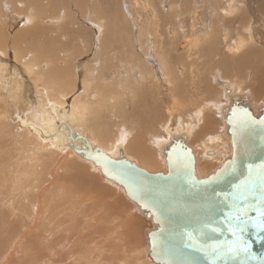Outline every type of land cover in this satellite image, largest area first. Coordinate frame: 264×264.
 <instances>
[{
	"label": "rangeland",
	"instance_id": "374dc122",
	"mask_svg": "<svg viewBox=\"0 0 264 264\" xmlns=\"http://www.w3.org/2000/svg\"><path fill=\"white\" fill-rule=\"evenodd\" d=\"M28 1L31 0H14L13 6H10L9 0H0V10L3 13L5 11V14L1 13V15H4L3 18L6 17L4 22L9 24L12 22V25L15 26V23L26 17L27 11L30 13L34 12L37 8L36 5L30 7L28 4V8L26 5ZM96 1H94V4L95 2L96 4L100 3L99 7L95 5L96 9H102L97 14L112 10L110 13L116 18L114 16L111 17L113 23H109V28L105 32L102 28L100 29L101 31H96V29L100 28L98 23L94 24L97 15L93 16L89 12L91 10L89 4L85 5L87 7L85 10L88 7L89 10L84 11L85 16H82L80 4L74 0H63V4H66V7L64 6L66 9H64L63 5L58 4L56 0L52 1L53 6L50 9L57 12L54 11L56 17L54 15V18L48 14L47 19H44V21L49 20L50 23H56L55 25L53 23L55 27L61 24L65 27L63 32L61 31L57 37H55V32L50 30L51 34L48 37L50 36L49 38L53 40V45L50 48H47V36H42L41 33L42 29L49 25L46 21L43 23H46V25H43L42 29L34 32L30 31L29 34L24 35L19 40L17 47L21 46V50H19L21 52L18 57L24 59V62H27L33 68H30V73L28 74L20 66L16 68L10 65L12 63L10 59L14 57L13 49L17 50V47L11 46L13 42L12 34H5L3 30L1 38L6 52L0 51L4 56L3 58L0 57V83L2 82V85L0 84V264H118V262L119 264H158L150 259L145 238L146 229L148 230L154 226L124 196L120 187L107 182V179L104 178L98 169H94L92 163L78 157L69 148L55 149L57 150L56 154L51 153V150L47 149L38 150L36 147L37 142L30 137L25 129H21L23 127H20V123L15 117L16 115L19 116L18 114H21L20 116L22 114L25 115V118L27 117V119L34 121V124L39 127L41 122L44 121L45 127L49 129L48 122L56 119L55 113L52 112L53 101L56 98L63 97L62 92L59 90L60 85L65 91H67L69 83L74 86L73 93L67 96L68 99L64 97V100L66 99L68 102L65 100L64 106L61 107L68 106V109L73 96L83 92L84 82H88L89 79L96 76L95 83L97 87L95 88V84H93L91 89H100L98 90L99 92L102 90L105 93V97H98L97 99L95 109L97 116L95 114L94 118L89 116L88 121L83 117V120L75 121L74 126L82 129L91 140L94 139L97 143L105 145L104 147H108L111 150L113 149V141L117 142L122 136V143L128 145V148L133 152L135 147H139L146 152L155 154L157 164L154 165L153 163L150 167L157 170H162L164 167L162 159L158 156L157 141L165 137L168 131H184L186 128L185 124H183L185 123L184 118L187 119V122H191L189 126L190 136L187 143L191 142L189 145L192 144L195 156H197V159L199 158V161H197L200 164L197 165V168H200L201 173L206 172L205 174H207L220 166L225 159H223L222 153L211 158L204 157L197 146L200 140L206 141L209 136L220 134L221 128L225 127V122L220 117V108L227 102L224 97L223 86L221 87L223 82H228L229 85L230 83L235 84L239 88H241L240 85L244 87V84H248L247 87L239 90V94L247 93L253 106L258 103L264 104L263 93L256 89L257 86L258 88L260 87L259 83L264 79V74L259 72L261 74L257 75L255 82L253 77H251L253 74L249 73L250 70L247 69L249 72L246 70L248 66H244L241 62H239L241 66L239 64L236 66L238 61L236 64L232 62L235 60H231V62L229 60L223 63L224 65L215 62L206 65L205 59H203L206 57L204 53L206 49L203 46L206 45L202 44L201 49L197 48L201 56L199 60L195 58V54L186 52V47L179 45L181 39L177 38L176 35L181 33L180 30L184 26V23L180 20V15H176V13L171 15L168 13L164 14V16L161 13L157 14L158 10L163 11V13L169 11L168 5L173 0H152L153 6L156 7L154 8L156 13L154 19L156 23L154 24L147 20V9L141 8L142 5L135 0H113L115 6L108 5L109 7L111 6V10L108 7L106 8L108 10L104 9L105 5L102 4V1L106 0ZM184 1L187 0H176V4L181 6ZM121 4L123 5L121 6ZM16 5L21 10L25 9L23 10L24 13L20 12ZM199 5L198 11L201 12L203 10L202 12H205L206 16L209 17L210 13L208 12H210L212 6L208 2H200ZM57 9H61V11ZM6 10L9 13L6 14ZM10 13L11 17H9ZM58 14L59 16L62 14V17L66 14V19L60 18L59 21ZM258 14L259 22L263 23L264 9L263 12ZM9 18H14V20ZM162 19H165V21ZM97 21L100 23L106 22L103 18H97ZM171 26L176 29L179 27L176 30L175 38L168 34V31L172 30ZM82 28L85 29V33L82 32ZM11 29L12 31L14 30L10 25V32ZM24 30L29 29L25 28ZM67 30H69L70 34ZM154 31L157 32L154 33ZM160 31V38L162 39L163 37V39L158 41V32L160 33ZM262 33V36H258L260 40L264 41V32L262 31ZM60 36L61 38H59ZM102 39L104 40V49L101 51L98 45ZM44 41L46 42L44 43ZM35 44H38L37 48L34 47L37 51L40 50L48 55L51 54L50 59L58 58L60 60L62 57H67L63 65L55 63L49 67V69H54L62 79L66 77L67 82L65 84L53 78L51 74L41 76L43 72H39L40 66L37 69L36 66L38 61H42V59H30V56H33L31 48ZM157 44H160L158 51L154 46ZM68 52H72V59H68ZM104 52H106L105 58L102 56ZM156 52L165 53L163 55L166 57V67L172 76L171 78L169 77L171 85L166 80L165 82L161 81V78L151 82L144 80L142 77V71L151 67L156 69L153 59V54ZM29 53L31 54L29 55ZM64 53L66 54L64 55ZM258 58H261V64L257 60L255 61V66L251 65L255 70L263 69L262 66L264 65V57L259 56ZM4 59L9 61H3ZM168 59L171 61H168ZM189 62L193 63L192 73H196L195 77H191L192 73L185 67ZM67 65H69L68 69H66ZM242 66L244 67L242 68ZM179 67H182V70L186 68V70L184 69L185 72ZM60 68H63V70L61 71ZM220 70L226 71L225 75H221ZM243 70H246L247 73L244 71L241 76L242 79H240V76H237L236 79L235 75L239 71L243 72ZM180 73L184 74L185 78ZM228 74L231 76H227ZM87 75H89L88 78ZM189 78H193V80L191 81ZM221 79L224 80L222 81ZM193 81L195 82L192 83ZM184 84L187 85L185 86ZM43 87L51 89L50 95L45 94L46 91ZM156 88L160 89L157 100L161 102V109L162 105L167 103L171 97L172 91L178 90L179 94H182H180L183 100L182 104H185L181 111L178 110L175 113L176 117L174 116V119L170 116L168 118L165 116L163 119L162 114H156L151 108ZM197 88L198 91L200 89L199 93ZM84 95L86 94L84 93ZM118 96L120 97L116 101ZM197 96L200 97L198 98ZM87 97L92 103L95 94L93 97ZM163 98L166 99L163 100ZM202 98L205 99L203 100ZM187 100H194L195 105ZM190 109L195 111L191 112L189 111ZM211 111L216 112V115L214 113L213 115L217 121L212 122L208 119V130L205 127V129L201 128L203 125L201 123H204L206 119H202L204 113ZM185 113L186 115H183ZM197 114L200 115V124L196 118ZM93 119L98 120L99 125H95L90 121ZM180 119L181 121H179ZM70 121L72 122V119ZM26 127L28 128V126ZM191 130H194V132H191ZM219 136L221 137L222 135ZM195 141L198 143L196 144ZM219 143V141H216L213 144L219 147ZM60 149L63 151L60 152ZM35 155H39L38 159H36V172L38 173L32 170L35 168L34 162L29 163V166L25 165L28 164L29 159L33 160ZM130 155L136 161L140 160L139 156L131 153ZM204 160L209 162L211 166H204ZM26 170H29V173H25ZM205 174L200 175L204 176Z\"/></svg>",
	"mask_w": 264,
	"mask_h": 264
},
{
	"label": "bare ground",
	"instance_id": "6f19581e",
	"mask_svg": "<svg viewBox=\"0 0 264 264\" xmlns=\"http://www.w3.org/2000/svg\"><path fill=\"white\" fill-rule=\"evenodd\" d=\"M13 1L14 0H9V5L10 6H13ZM22 1V0H21ZM53 0H31V1H28V3H26V5L28 6L29 8V5L30 7H32L33 5H36V9L34 10V12H29L27 11V15L26 13V17L24 18L22 15V17L24 19H20L17 23H15V26L12 25V22L9 23H5L4 19L6 18H3L4 15H1V10H0V51H3V52H6V49L3 45V42H2V34H3V30H4V33L5 34H12V47L16 48L17 47V44L19 43V40L24 36V35H27L31 32H34L36 30H40L43 28V25H46L43 24L45 21L47 22V26H45L44 29H42L41 33H42V36H47L48 38V41H44V43L46 42L47 45V48L49 47H52L53 45V40L50 39L48 37L49 34H51V31H54L55 32V37H57L61 31L63 32L64 30V25L61 24L60 26L58 25L57 27L53 26V23H50L49 20H45L44 19H47L46 17L48 16H52L54 17V11L53 9H50L52 6H53V3H52ZM66 1V0H65ZM76 3L80 4V7H81V15L83 16L84 15V11L86 10H89V7L88 9L85 10V8H87L85 5L86 4H89L90 5V8L91 10L89 11L93 16H96V21H97V18H103L104 20H106V22L104 21L103 23H100L99 21H94V24L95 23H98L99 25V29H96L97 30H100L102 28V30L105 32L108 28H109V23H113L112 21V18L114 15H111L110 12H112L111 10V6L109 7L108 5H113L115 6V4L113 3V0L111 1H102L101 3L103 5H105L104 9L105 10H108L106 9L107 7L111 10L110 12L106 11L104 13V11L102 12L103 14H97L100 10H102L101 8H97L96 7H99L100 6V3L98 2L96 4V0H74ZM94 1L95 4H94ZM137 1L139 4L142 5L141 8H146L147 9V20L154 24L156 23L154 21L155 17H156V13H155V9L156 7L153 6L152 4V0H135ZM8 2V1H7ZM19 2V1H18ZM56 2L58 4H60L61 6L63 5V7L65 6L66 7V4L64 5L63 3V0H56ZM162 2V1H161ZM200 2H208V4H210L212 7L210 9V13L209 14V17L206 16V13L205 12H202L203 8L201 9L202 11L199 12L198 9L200 7ZM17 3V2H16ZM119 3V2H118ZM29 4V5H28ZM160 4V2H159ZM69 5V4H67ZM95 5H97L95 7ZM118 5V4H117ZM123 4H121L122 6ZM136 5V4H135ZM17 6V5H16ZM120 6V5H119ZM120 6V7H121ZM15 7V6H14ZM18 7V6H17ZM23 7V6H21ZM64 7V9H66ZM103 7V6H102ZM164 7V6H163ZM167 7V6H166ZM169 11H165V13H163V11L161 10H158L157 14L161 13L162 16H164V14H168L171 15L172 13H176V15H180V20L181 22L184 23V26L183 28L180 30L181 31V35L177 34L176 35V30L179 29V27L176 29L174 26H171L172 27V30L174 32V35H173V32L171 31H168V34L171 36V37H174L175 38V35L177 38H180L181 39V42L179 43V45L181 47H186L185 50L186 52H190V53H193L195 54V58L196 59H201V56L199 55V49H201V46L202 44L203 45H206V46H203L204 49H206L204 51L206 57L203 58L205 59V63L206 65L207 64H213L214 62L215 63H220L223 64L225 62H228L230 60H235V61H232V62H235L236 66L239 64V62H241L244 66H248V68H246V70H250L249 73H252L253 76V80L255 81L256 80V77L257 75L259 74H264V65L262 66L263 69L259 68L258 70L254 69V67H251L252 66H255V61L259 60V64H261V58H258L259 56L261 57H264V41L263 40H260L259 36L258 35H263L262 31L264 32V22L261 23L259 22V14L260 12H263V9H264V1L263 0H187V1H184L183 4L180 5H177L176 4V0H173L169 5ZM10 8V7H9ZM8 8V9H9ZM16 8V7H15ZM61 8V7H60ZM78 8V7H77ZM118 8V7H117ZM206 8V7H205ZM204 8V9H205ZM13 9V8H12ZM17 9V8H16ZM19 11L20 12H23V10H21L19 7H18ZM17 9V10H18ZM56 9V7H55ZM72 9V8H71ZM80 9V8H79ZM103 9V10H104ZM11 10V9H10ZM29 10V9H28ZM32 10V9H31ZM57 10H60L61 9H57ZM74 10V9H73ZM114 10V9H113ZM165 10V9H164ZM206 10V9H205ZM7 11V10H6ZM12 11V10H11ZM144 11V10H143ZM56 12V11H55ZM67 12V11H66ZM145 12V11H144ZM207 12V11H206ZM9 13L8 11L6 12V14ZM57 13V12H56ZM87 13V12H85ZM5 14V11L4 13ZM60 14V13H59ZM59 14L57 16H59ZM15 15V14H14ZM208 15V14H207ZM7 16V15H6ZM20 16V15H18ZM64 17H62V14L61 16H59V21H60V18L62 19H66V14L63 15ZM85 16V15H84ZM101 16V17H100ZM8 17V16H7ZM11 17V13H10V16ZM56 17V15H55ZM54 17V18H55ZM121 17V16H120ZM15 18V17H14ZM14 18H11L14 20ZM17 18V17H16ZM21 18V17H20ZM49 18V17H48ZM58 18V17H57ZM89 18V17H88ZM115 18V16H114ZM124 18V17H123ZM142 18V17H141ZM8 19V18H7ZM10 19V18H9ZM10 19V20H11ZM116 19V18H115ZM125 19V18H124ZM68 20V19H67ZM95 20V19H93ZM138 20V19H137ZM163 21H165V19H162ZM192 20V21H191ZM262 20V19H261ZM17 21V20H15ZM52 21V20H51ZM89 21H92V20H89ZM102 21V20H101ZM126 21V20H125ZM191 21V22H190ZM264 21V19H263ZM58 22V21H57ZM66 22V21H65ZM52 24V25H50ZM56 23H54L55 25ZM59 24V23H58ZM93 24V23H92ZM93 24V25H94ZM150 24V25H152ZM158 24V23H157ZM10 25L14 28V30L12 31L11 29V32H10ZM67 25V24H66ZM115 25V24H114ZM117 26V25H116ZM138 26V25H137ZM118 27V26H117ZM144 27V26H143ZM186 27V28H185ZM25 28H28L29 30H24ZM155 28V27H154ZM158 29V27H157ZM160 29V28H159ZM83 33H85V29H81ZM68 33H69V30H67ZM101 31V30H100ZM102 31V32H103ZM143 31V30H142ZM179 31V30H178ZM177 31V32H178ZM91 32V31H90ZM99 32V31H98ZM157 32V31H156ZM154 31V33H156ZM40 33V34H41ZM67 33V34H68ZM87 33V32H86ZM95 33V32H94ZM128 33V32H127ZM164 33V32H163ZM66 34V35H67ZM70 34V33H69ZM126 34V33H125ZM161 34V31L160 33L158 32V35ZM166 35V33H164ZM163 34V35H164ZM127 35V34H126ZM157 35V34H155ZM164 35V36H165ZM84 36V35H83ZM105 36H106V33L104 34V39H105ZM184 36V37H183ZM162 37V36H161ZM264 37V36H263ZM262 37V38H263ZM41 38V36H40ZM61 38V36L59 37ZM167 38V36H166ZM77 39V38H76ZM96 39V38H95ZM93 39V40H95ZM158 39V38H157ZM163 39V37H162ZM160 38V35H159V40H162ZM264 39V38H263ZM43 40H45V38H43ZM42 43V42H41ZM60 43V42H59ZM160 43V42H159ZM162 43V42H161ZM39 44V43H38ZM38 44L36 45H32V48L31 50H33V56H30V59L31 60H34L35 58H38L39 60L42 59V61H38V65L36 66V69L37 67L40 66V69H39V72H43L41 73V76H44L45 74H51V76L55 79H57L58 81L60 80V82L62 84H65L67 82V79L66 77H63V79L61 78V76H58V74L56 73V71L54 69H49V67L53 66L55 63H60V65H63V62L66 60L65 58L67 57H62L60 60L58 58H55V59H50L49 57L51 56V54H47V53H44V51H37L36 48L38 47ZM156 48H157V51L160 49V44H157V45H154ZM36 47V48H34ZM54 48V47H53ZM62 48V47H61ZM98 48L99 50H103L104 49V40L102 39L98 45ZM17 50L13 49L14 52L13 55L14 57L12 59H10V61H12V63H10L11 66H15L16 68L17 67H21L25 73H30V65H28L27 62H24L25 60L22 59V58H19V53L21 51V46H18L16 48ZM42 49V47H41ZM44 50V49H43ZM47 50V49H46ZM45 50V51H46ZM98 50V49H97ZM69 54V58L68 59H72V52H68ZM108 53V52H107ZM111 53V52H110ZM170 53V52H169ZM7 54V53H6ZM31 53H29L30 55ZM66 53H64L65 55ZM104 55H102L104 58H105V54L106 52L103 53ZM165 55V53H163ZM162 53H155L153 54V59H154V63H155V67L156 69H153L152 67L147 69V70H144L142 71V77L144 78V80H149L151 82H154L156 80H158L159 78H161L162 80L161 81H164L166 80V82H168L169 85H171V81L169 80V77L171 78L172 76L169 74V71L166 67V63H165V56L163 55ZM169 55V54H168ZM0 57L3 58L4 56L0 53ZM28 57V55H27ZM170 57V56H169ZM189 57V56H188ZM149 59V58H148ZM188 60V58H186ZM102 60V58H101ZM104 60V59H103ZM144 60V59H143ZM174 60V59H173ZM3 61H6V59H4ZM9 61V60H7ZM6 61V62H7ZM168 61H171L170 59H168ZM203 61V60H202ZM264 61V59H263ZM5 62V63H6ZM91 62V61H90ZM175 62V61H174ZM31 63V61H30ZM241 63L239 64L241 66ZM257 63V64H258ZM178 64V63H177ZM204 64V62H203ZM202 64V65H203ZM255 64V65H254ZM192 65L193 63H188L187 65H185V67H187L190 72L192 73ZM218 64V66H220ZM224 65V64H223ZM6 66V65H5ZM172 66V65H171ZM217 66V65H216ZM242 66V68L244 67ZM260 66V65H259ZM33 67V65H32ZM69 65H67V68L68 69ZM176 67V66H175ZM211 67V66H210ZM227 67V65H226ZM239 67V66H238ZM35 68V67H34ZM180 69L182 67H179ZM250 68V69H249ZM33 69V68H31ZM91 69V68H90ZM93 69V68H92ZM186 70V68H184ZM184 69L182 71H184ZM206 69V68H205ZM224 69V68H223ZM51 70V71H50ZM60 70L62 71L63 68H60ZM173 70V69H172ZM174 70H177V69H174ZM204 70V69H203ZM209 70V68H208ZM212 70V69H211ZM210 70V71H211ZM227 70V69H225ZM232 70V69H230ZM238 70V69H237ZM246 70H243V72H240L235 75V78L237 76H242V74L244 73V71L247 73ZM88 71V70H87ZM19 72V71H18ZM49 72V73H48ZM178 72V71H177ZM185 72V71H184ZM189 72V73H190ZM206 72V71H205ZM229 72V71H228ZM261 72V73H259ZM24 73V74H25ZM89 73V72H87ZM86 73V74H87ZM176 73V71H175ZM179 73V72H178ZM190 73V74H191ZM226 71L224 70H220V74L221 75H225ZM232 73V72H231ZM17 75H19L18 73H16ZM172 75H174L172 72H171ZM181 74V73H180ZM202 74V73H201ZM219 74V76H220ZM236 74V72H235ZM256 74V75H254ZM198 75V74H197ZM217 75V74H215ZM245 75V74H244ZM248 75V74H246ZM250 75V74H249ZM89 75H87V78H88ZM181 76L184 77V74ZM196 76V73H192L191 74V77H195ZM201 76V75H200ZM210 77V75H208ZM227 76H231L230 74H228ZM46 77V76H45ZM178 77V76H177ZM239 77V78H240ZM245 77V76H244ZM40 78V77H39ZM42 78V77H41ZM61 78V79H60ZM96 76L89 79V81L87 82H84V90L83 92L87 95V96H92L95 94V97L93 98V101L92 103L89 101V97H87L86 95H84V93H80V94H76L73 96V99L69 105V108L67 109V107H64V108H61L62 106H64V102L67 98V96L71 95L73 93V84L72 83H67L68 84V89L67 91H65L62 86L60 85L59 87V90L62 92V95L63 97L61 98H56V100H54V105H52V112L55 113L56 115V119L54 120H51L48 122V128L47 129L44 125V121L41 122V126H37L34 124V121L32 120H29L27 119V117L25 118V115L22 114V116H20L21 114H18L19 116H15L17 119H18V122L20 123V127H23L21 129H25L26 132L30 135V137H32L34 139L35 142H37V149L38 150H51V153L53 154H56L57 150L55 149H58V148H69L71 149V151H73L78 157L82 158V159H85L86 161L92 163V166L94 167V169H98V171L101 173L100 169L98 167H96L93 162H91L90 160H88L84 155H82L81 153H77L76 152V149L75 147L77 148H81V149H86V144L83 140H81L80 138H78L76 135L80 134L84 137V139L91 144L92 146V150L94 149L93 146L95 147H99L101 148L102 150H104L105 152H107L110 156L112 157H119V152L121 151L122 154L127 157L128 159L130 160H133L135 161L140 167H143L145 169H147L148 171H151V172H157L158 170L157 169H154V168H151L150 166L157 164V159L155 158V154H151L149 152H146L144 151L143 149H140L139 147H135L134 148V152L129 149L128 145H125L123 142V137L119 140H117V142H115V140L113 141L112 143V146H113V149H109L108 147H104L105 145H101L100 143H97L94 139L91 140L90 137L88 135H86L82 129L80 128H76L74 126L75 124V121L77 120H83V117L84 119H86V121H88V117L89 116H92L93 118L95 117L96 113H95V109H96V105H97V99L98 97H105V93L101 90L100 92L98 90L100 89H95L97 87L96 85V80H95ZM185 78V77H184ZM200 78V77H199ZM220 78V77H219ZM228 78V77H226ZM234 78V79H235ZM190 79V78H189ZM206 79V78H205ZM232 79V78H231ZM237 79V78H236ZM242 79V77L240 78ZM252 79V78H251ZM104 80V79H103ZM179 80V78H178ZM191 81L193 80V78L190 79ZM196 80V79H195ZM207 80V79H206ZM222 81L224 79H221ZM239 80V79H238ZM228 81V80H226ZM230 81V80H229ZM249 81V80H248ZM258 81V80H257ZM94 82V83H92ZM106 82V81H105ZM159 82V81H158ZM180 82V81H179ZM195 81H193L192 83H194ZM238 82V81H237ZM236 82V83H237ZM240 82V81H239ZM244 82V81H243ZM256 82V81H255ZM2 83V82H1ZM0 83V84H1ZM163 83V82H162ZM235 83V82H234ZM71 84V85H70ZM83 84V83H82ZM95 84V88L94 89H91L92 85ZM181 84V83H180ZM206 84V83H205ZM2 85V84H1ZM13 85V84H12ZM15 85V84H14ZM183 85V84H182ZM185 86L187 84H184ZM199 85V84H198ZM240 85V84H239ZM248 84H244V87H247ZM260 87L256 89L260 90L263 95H264V79L260 81L259 83ZM4 86V84H3ZM115 86V85H114ZM190 86V85H189ZM197 86V85H196ZM203 86V85H202ZM206 86V85H205ZM209 86V85H207ZM223 86V87H222ZM67 87V86H66ZM192 87V86H191ZM199 87V86H198ZM218 87V86H217ZM221 87L223 88V91H224V97L226 99V103H224L220 110H221V120H224L223 122H225V127L223 126L221 128V132L219 135H222L221 137L217 134V135H214V136H209L207 138L206 141H199V145L197 146L200 150H201V153L204 157H208V158H211L213 157L214 155H218V154H223V159L228 157L230 155V152H231V140H230V134L227 132V124H226V115L229 113V111L231 110V107L234 106V105H241V104H246L249 106V108L252 110V112L256 115H258V113H261L263 111V107H264V104L262 103H258L256 106H253L251 100L249 99V96L247 93H242V94H239V90L241 89H244V87L242 85H240L241 88L237 87V85L235 84H232L230 83V85L228 84V82H223V85H221ZM17 88V87H16ZM40 88V87H39ZM44 90L46 91V95H50V90L47 88V87H43ZM115 88V87H114ZM178 88V87H177ZM184 88V87H183ZM108 89H109V86H108ZM112 89V88H111ZM214 89V88H213ZM211 89V90H213ZM215 89H217L215 87ZM214 89V91H215ZM43 90V91H44ZM70 90V91H68ZM160 90V89H159ZM159 90L156 88V92H154V101L152 103V106L151 108L153 109V111L156 113V114H162V118L164 119V117L166 116V118H168L169 116L170 117H173L174 119V116H175V113H177V111H181L184 107V104H182L183 100L181 99V95L179 94L178 90L177 91H172V94H171V97L167 98V103H164L162 105V109H161V102H158L157 100V97L159 96L158 92ZM180 90V89H179ZM210 90V91H211ZM40 91V90H39ZM82 91V90H81ZM95 91V92H94ZM125 91V90H124ZM191 91V90H190ZM197 91H198V88H197ZM203 91V90H202ZM201 91V92H202ZM220 91V90H219ZM42 92V91H41ZM75 92V90H74ZM113 92V91H112ZM168 92V91H167ZM166 92V93H167ZM193 92V91H192ZM200 92V89L198 91V93ZM205 92V90H204ZM196 93V92H195ZM197 93V94H198ZM216 93V91H215ZM116 95V94H115ZM114 95V96H115ZM168 95V94H167ZM170 95V94H169ZM202 97L203 94H201ZM11 96V95H10ZM61 96V95H60ZM195 96V95H194ZM64 97L66 98L64 100ZM120 96H118L116 98V101L119 99ZM196 97V96H195ZM198 97V96H197ZM200 97V96H199ZM198 97V98H199ZM194 99V97H192ZM197 98V99H198ZM254 98H258V97H254ZM110 99V98H109ZM112 99V98H111ZM166 99V98H163V100ZM201 99V98H200ZM203 100L205 98H202ZM210 99V98H209ZM214 99V98H213ZM201 100V101H203ZM207 100V99H206ZM215 100V99H214ZM67 101V100H66ZM114 101H115V98H114ZM188 102H190L191 104H194V100H187ZM195 101H196V98H195ZM12 102V101H11ZM68 102V101H67ZM113 102V101H112ZM122 102V101H121ZM131 102V101H130ZM198 102V100H197ZM200 102V101H199ZM208 102V101H206ZM205 102V103H206ZM214 102V101H213ZM52 104V103H50ZM203 104V103H202ZM66 105V104H65ZM195 105V104H194ZM208 105V104H207ZM212 105V104H211ZM12 106V105H11ZM193 106V105H192ZM206 106V105H205ZM210 106V105H209ZM207 106V107H209ZM218 106V105H217ZM216 106V107H217ZM220 106V105H219ZM10 107V106H9ZM13 107V106H12ZM190 107V106H189ZM215 107V106H214ZM8 108V107H7ZM51 108V109H52ZM219 108V107H217ZM210 109V108H209ZM188 110V109H186ZM194 110V109H193ZM219 110V109H218ZM219 110V111H220ZM9 111V110H8ZM11 111V109H10ZM69 111V112H67ZM157 111H159L157 113ZM191 111V109L189 110ZM195 111V110H194ZM194 111H191V112H194ZM210 111V110H209ZM12 113V112H11ZM205 113H208V112H205ZM203 115L202 119L206 118L204 123H201L203 124L201 128L208 130V119H210V121H217L215 120L214 118V115L213 113L215 114L216 112L214 111H211L209 112L208 114H205ZM95 114V115H94ZM144 114V113H143ZM183 115H186L183 114ZM216 115V114H215ZM10 116V115H9ZM97 116V115H96ZM176 117V116H175ZM209 117V118H208ZM11 118V117H10ZM50 118V117H49ZM72 119V122L70 121ZM197 120H198V123L200 124L201 122V119H200V115L197 114L196 116ZM8 119V118H6ZM12 119V118H11ZM31 119V118H30ZM44 119V118H43ZM52 119V117H51ZM97 119V118H95ZM90 120L92 121L95 125H99V123L97 122L98 120ZM156 119V118H155ZM169 120V119H168ZM187 119L184 118V122L183 124H185V130L183 131H180V132H173V130L171 131H168V133L165 135V137H163L161 140L157 141L158 143L156 144L157 146V149H158V156L162 159L163 161V155H162V152H163V149L165 146H167L171 140H174L177 139L179 136H183L185 139H184V142L187 144V146H189L191 148V150H189V153L193 156L194 158V173L196 176L198 177H201L202 174H205V173H201L200 171V168H197V165H199L200 163L198 162L199 158L197 159L195 156V153L193 151V147L191 145H189L190 143H187L188 141V137L190 136V123L191 122H187L186 121ZM14 121V120H13ZM181 121V119L179 120ZM47 122V121H45ZM168 122V121H167ZM37 123V121H36ZM197 123V124H198ZM173 125V124H172ZM181 125V124H179ZM194 125V123H193ZM192 125V126H193ZM220 125V124H219ZM28 126V128L26 127ZM47 126V125H46ZM170 126V125H169ZM221 126V125H220ZM26 127V128H25ZM177 127V126H176ZM180 127V126H179ZM178 127V128H179ZM205 127V128H204ZM169 128V127H168ZM171 128L173 129V127L171 126ZM170 128V129H171ZM184 128V127H183ZM182 128V129H183ZM155 129V128H153ZM174 129L176 130V128L174 127ZM194 129V128H193ZM20 130V129H19ZM198 131V130H197ZM211 131V130H209ZM35 132V134H34ZM166 132V131H165ZM191 132H194V130H191ZM201 132V130H200ZM17 133V132H16ZM208 133V132H206ZM197 134V132H196ZM226 134V135H225ZM38 137H37V136ZM194 135V133H193ZM212 135V134H211ZM192 136V135H191ZM193 137V136H192ZM119 138V137H117ZM191 138V137H190ZM125 139V137H124ZM200 139V138H199ZM221 139V140H220ZM42 140V141H41ZM190 140V139H189ZM197 140V138H196ZM216 141H219L220 145L219 147L215 146V143ZM145 142V140H144ZM196 142V141H195ZM198 142H196L197 144ZM139 144V143H138ZM217 145V144H216ZM195 146V145H193ZM35 148V147H33ZM196 148V147H195ZM198 149V150H199ZM40 151V152H41ZM63 151L60 149V152ZM69 151V150H68ZM70 151V152H71ZM39 152V153H40ZM72 152V153H73ZM32 153V152H31ZM131 154L133 155H136V156H139L140 157V160L139 161H136L135 159H133L131 157ZM70 154V153H69ZM68 155V153H67ZM201 155V154H200ZM39 156V155H38ZM38 156L35 155V157L33 158V160L29 159L28 160V164H25L26 166H29V163H35L34 165V169H32L34 172H36V159H38ZM75 157V156H74ZM203 158V157H202ZM216 159V158H215ZM198 160V161H197ZM211 160V159H210ZM205 161V160H204ZM164 162V161H163ZM197 163V164H196ZM203 165L204 166H211V164L207 161L203 162ZM146 166V167H145ZM67 167V166H66ZM200 167V166H199ZM211 168V167H210ZM209 168V169H210ZM164 171V170H162ZM25 173H29V170H26ZM38 173V172H36ZM201 175H200V174ZM102 174V173H101ZM208 174V173H207ZM205 174V175H207ZM23 175V174H22ZM39 175V174H38ZM103 175V174H102ZM21 176V175H20ZM73 177V176H72ZM37 178V176H36ZM104 178H106L104 176ZM107 179V178H106ZM36 180V179H35ZM59 181V180H58ZM107 182L111 183V184H115V186H118L122 189L123 191V194L124 196L130 200L126 194H125V191L123 189V187L117 183V182H114L112 181L111 179H107L106 180ZM61 183V182H60ZM68 184V183H67ZM79 187V186H78ZM29 188V187H28ZM75 191V190H74ZM93 199V198H92ZM131 201V200H130ZM133 203V205L137 208L138 212H140L143 216H145L147 219H149L151 221V223L153 224L154 226V223L152 222V219L151 217H147V215L145 214L144 211L141 210V208L133 201H131ZM39 212V211H38ZM38 214V213H37ZM30 216V215H29ZM154 228V227H153ZM153 228H150V229H146L145 231V238H146V246H147V250H148V254H149V257L152 261H154L155 263H158L156 262L155 260H153L150 256V242H149V238H148V234L149 232L153 229ZM84 232V231H83ZM104 264V263H103ZM109 264V263H108ZM119 264V262H118ZM158 264H161V263H158Z\"/></svg>",
	"mask_w": 264,
	"mask_h": 264
},
{
	"label": "water",
	"instance_id": "95a60500",
	"mask_svg": "<svg viewBox=\"0 0 264 264\" xmlns=\"http://www.w3.org/2000/svg\"><path fill=\"white\" fill-rule=\"evenodd\" d=\"M225 121L230 155L201 177L183 136L164 147V171L151 172L76 135L86 144L76 152L151 217L150 256L158 263L264 264V107L256 115L234 105Z\"/></svg>",
	"mask_w": 264,
	"mask_h": 264
}]
</instances>
